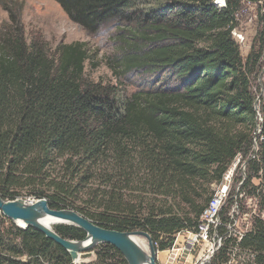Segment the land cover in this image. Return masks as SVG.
Returning a JSON list of instances; mask_svg holds the SVG:
<instances>
[{"label":"trees","instance_id":"obj_1","mask_svg":"<svg viewBox=\"0 0 264 264\" xmlns=\"http://www.w3.org/2000/svg\"><path fill=\"white\" fill-rule=\"evenodd\" d=\"M54 1L89 35L115 25L106 65L117 80L131 71L151 80L130 94L88 80L87 42L52 51L42 35L28 37L24 2L0 0L8 14L0 28V197L46 198L104 228L145 230L163 251L174 234L197 228L211 184L239 155L246 186L261 171L264 178V99L258 116L251 82L263 58L264 0H226L223 9L213 0ZM244 4L256 6L261 24L246 58L232 35ZM55 230L87 235L68 224ZM262 240L260 231L250 241ZM96 249V260L82 264H128L111 244ZM0 264L76 263L43 232L0 212Z\"/></svg>","mask_w":264,"mask_h":264},{"label":"built area","instance_id":"obj_2","mask_svg":"<svg viewBox=\"0 0 264 264\" xmlns=\"http://www.w3.org/2000/svg\"><path fill=\"white\" fill-rule=\"evenodd\" d=\"M212 3L217 9L227 6L226 0ZM232 35L239 44L244 42L245 36L239 27L232 30ZM247 165L230 164L220 182L212 183L214 190L197 228L174 234L173 247L158 251L157 260L160 254L164 258L159 264L166 258L165 264H264L263 172L252 177L246 186ZM260 231L263 240L253 245L250 240Z\"/></svg>","mask_w":264,"mask_h":264},{"label":"rangeland","instance_id":"obj_3","mask_svg":"<svg viewBox=\"0 0 264 264\" xmlns=\"http://www.w3.org/2000/svg\"><path fill=\"white\" fill-rule=\"evenodd\" d=\"M2 1V0H1ZM15 1V0H13ZM24 2L23 22L25 24L28 37L32 35H42L49 42L50 48L54 51L59 43H71L74 41L87 42L90 47L91 59L85 63V78L94 82L117 84L127 94H130L150 81L147 74L131 71L117 80L112 70L106 65V57L116 54L115 35L118 33L114 24H110L101 29L94 36L89 35L81 26L72 22L62 8L54 0H16ZM243 12L240 15V28L245 36L244 42L240 44L241 53L247 57L251 46L255 43L257 34L261 30V24L257 22L256 6L244 4ZM8 20L7 12L0 5V28ZM260 41L257 42V47ZM252 87L260 98L264 99V51L262 64L254 75L251 76ZM263 104L260 103L259 106ZM258 130V129H257ZM259 133L256 131V136ZM258 145L255 147L257 150ZM232 164L241 163V156H238ZM214 190V184L210 186ZM25 200L35 199L33 197L22 198ZM17 224V223H16ZM58 225V224H56ZM55 225V226H56ZM54 226V229H55ZM147 240V239H146ZM172 246L169 248L171 249ZM96 245L91 251L90 257L80 261V263H90L96 260ZM168 250V249H167ZM162 251V250H157ZM162 254L158 257V263L162 262ZM167 258L163 262L165 264Z\"/></svg>","mask_w":264,"mask_h":264},{"label":"water","instance_id":"obj_4","mask_svg":"<svg viewBox=\"0 0 264 264\" xmlns=\"http://www.w3.org/2000/svg\"><path fill=\"white\" fill-rule=\"evenodd\" d=\"M259 101L260 96H258L256 101L258 116L260 115ZM256 146L257 140L255 138L254 147ZM0 212L17 223L19 227L26 228L32 226L43 232L46 237L64 247L70 253L75 263H80V261L90 257L92 254L91 250L96 245L107 243L117 248L124 255L128 264H159L152 237L145 230L120 231L104 228L73 209L51 208L46 198L29 201L22 198L4 200L0 197ZM45 218H51L57 224L80 227L86 232V238L84 240L64 238L54 228L43 223ZM18 222L24 225L21 226ZM134 235L146 237L148 240L147 251L136 242L133 238Z\"/></svg>","mask_w":264,"mask_h":264},{"label":"bare ground","instance_id":"obj_5","mask_svg":"<svg viewBox=\"0 0 264 264\" xmlns=\"http://www.w3.org/2000/svg\"><path fill=\"white\" fill-rule=\"evenodd\" d=\"M240 156V155H239ZM21 226H23L24 224H22L21 222H18ZM43 223L51 228H54V226L57 224L55 222V220L51 219V218H45ZM133 238L136 240V242L144 249V250H148V240H146V237L142 236V235H134ZM154 243V242H153ZM155 245V244H154ZM156 248V247H155ZM157 252V249H156Z\"/></svg>","mask_w":264,"mask_h":264}]
</instances>
